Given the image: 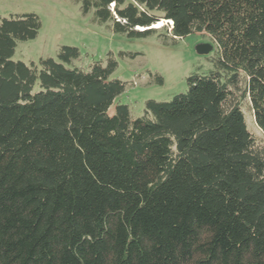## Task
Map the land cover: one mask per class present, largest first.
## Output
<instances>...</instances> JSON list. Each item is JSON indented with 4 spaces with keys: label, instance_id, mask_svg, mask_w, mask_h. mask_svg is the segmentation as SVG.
I'll return each mask as SVG.
<instances>
[{
    "label": "trees",
    "instance_id": "16d2710c",
    "mask_svg": "<svg viewBox=\"0 0 264 264\" xmlns=\"http://www.w3.org/2000/svg\"><path fill=\"white\" fill-rule=\"evenodd\" d=\"M91 11L128 38L206 34L213 69L138 118L107 116L127 85L110 53L14 61L40 19L0 18V264H264V0H82Z\"/></svg>",
    "mask_w": 264,
    "mask_h": 264
},
{
    "label": "rangeland",
    "instance_id": "374dc122",
    "mask_svg": "<svg viewBox=\"0 0 264 264\" xmlns=\"http://www.w3.org/2000/svg\"><path fill=\"white\" fill-rule=\"evenodd\" d=\"M81 4L82 0H0V18L35 13L40 19L37 36L17 43L14 61L29 64L40 58L56 59L60 47L71 46L81 53L73 64L85 67L93 60L104 64L110 53L116 63L110 77L127 85L107 116L114 114V106L120 103L128 106L132 119L138 118L144 114L146 101H168L187 90V77L213 69L217 49L206 34H191L167 45L155 36L128 38L113 33L108 24L94 21L92 11L83 15ZM165 24L160 22L161 26ZM200 44L209 45L211 50L198 54L196 47ZM154 75L161 78V83ZM243 111L247 128L260 136L246 103Z\"/></svg>",
    "mask_w": 264,
    "mask_h": 264
},
{
    "label": "water",
    "instance_id": "95a60500",
    "mask_svg": "<svg viewBox=\"0 0 264 264\" xmlns=\"http://www.w3.org/2000/svg\"><path fill=\"white\" fill-rule=\"evenodd\" d=\"M169 24H172V23H169ZM153 28H158V27L153 26ZM210 50H211V47L205 44H200L196 47V51L198 54H207Z\"/></svg>",
    "mask_w": 264,
    "mask_h": 264
},
{
    "label": "bare ground",
    "instance_id": "6f19581e",
    "mask_svg": "<svg viewBox=\"0 0 264 264\" xmlns=\"http://www.w3.org/2000/svg\"><path fill=\"white\" fill-rule=\"evenodd\" d=\"M160 25V22L159 23H157L156 25H154V27H158Z\"/></svg>",
    "mask_w": 264,
    "mask_h": 264
}]
</instances>
